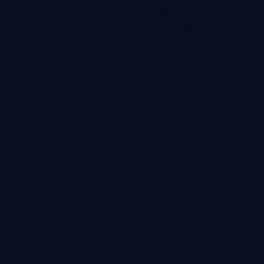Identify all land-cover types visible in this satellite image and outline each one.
Listing matches in <instances>:
<instances>
[{
	"label": "water",
	"instance_id": "1",
	"mask_svg": "<svg viewBox=\"0 0 264 264\" xmlns=\"http://www.w3.org/2000/svg\"><path fill=\"white\" fill-rule=\"evenodd\" d=\"M0 264H264V0H0Z\"/></svg>",
	"mask_w": 264,
	"mask_h": 264
}]
</instances>
